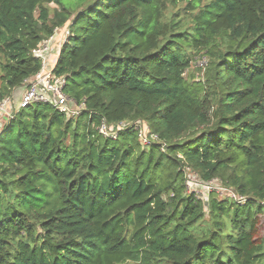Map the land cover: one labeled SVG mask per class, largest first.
Masks as SVG:
<instances>
[{
  "label": "trees",
  "instance_id": "1",
  "mask_svg": "<svg viewBox=\"0 0 264 264\" xmlns=\"http://www.w3.org/2000/svg\"><path fill=\"white\" fill-rule=\"evenodd\" d=\"M65 27L52 72L86 108L0 130V264H264V0H0V100Z\"/></svg>",
  "mask_w": 264,
  "mask_h": 264
},
{
  "label": "built area",
  "instance_id": "2",
  "mask_svg": "<svg viewBox=\"0 0 264 264\" xmlns=\"http://www.w3.org/2000/svg\"><path fill=\"white\" fill-rule=\"evenodd\" d=\"M65 32L66 34L69 33L67 29ZM56 33L57 30L47 40L42 41L40 45L32 50L34 56L38 57L41 61V69L39 72L24 79L22 84L14 89L10 96L0 100V130L15 117L19 110L35 102L48 103L59 112L63 113L67 118H77L86 108L84 101L78 102L73 98H70L64 92V77L55 76L52 72L55 64L54 60L52 62L51 58L56 55L54 58L56 62L57 53L59 52L58 50L57 53H54L55 48L53 37ZM201 61H203V63ZM201 61L199 62L200 65H204L206 60L205 58H202ZM120 125L121 122L118 123V126H116L115 129H111L110 124H107L102 120L97 129L102 135L114 138L117 135L116 130L119 129ZM135 127H137L136 129L139 131V135L143 138V144H148L149 139L145 134L143 135L142 126L137 124ZM152 137L155 136L152 135ZM145 140H148V143H144ZM184 170V179H188L187 181L196 185V188H191V192L196 198L205 201L208 199L209 193L213 190L221 193V188L223 186L220 185L217 179L203 181L189 168V166H186ZM192 178H195V181ZM185 185L186 190L188 191V185L186 183Z\"/></svg>",
  "mask_w": 264,
  "mask_h": 264
},
{
  "label": "rangeland",
  "instance_id": "3",
  "mask_svg": "<svg viewBox=\"0 0 264 264\" xmlns=\"http://www.w3.org/2000/svg\"><path fill=\"white\" fill-rule=\"evenodd\" d=\"M64 1H65L66 4L70 3V0H64ZM186 3H187L186 1H182V2L179 3L180 13H183V11H184L183 8L186 6ZM50 6L53 7V5H50ZM66 29L69 32V29L67 27H65L63 29H58L56 35L53 37L54 38V48H55L54 53H57L59 48H60L59 45L61 46L67 40V37H68L69 33L66 34V32H65ZM52 57L53 58H51V60H52V62L54 60V64H55V59L54 58L56 57V55H54ZM199 58H196V61L192 64V66L190 68V71L192 72L191 74H193V76H195L196 79H198V77L200 76V73L198 72L197 67H196V66H201L199 62L202 59H199ZM201 62L203 63V61H201ZM136 128L137 127H135V129ZM144 143H148V140H145ZM192 179L195 181V178H192ZM187 180L188 179H185V183L188 185V191L191 192V188H193V187L196 188V185L193 184V183L191 184L190 181H187ZM215 192L217 193L216 190H215ZM127 264H135V263H127Z\"/></svg>",
  "mask_w": 264,
  "mask_h": 264
},
{
  "label": "clouds",
  "instance_id": "4",
  "mask_svg": "<svg viewBox=\"0 0 264 264\" xmlns=\"http://www.w3.org/2000/svg\"><path fill=\"white\" fill-rule=\"evenodd\" d=\"M184 183H185V179H184ZM186 186V185H185ZM187 193H189L188 191H187Z\"/></svg>",
  "mask_w": 264,
  "mask_h": 264
}]
</instances>
